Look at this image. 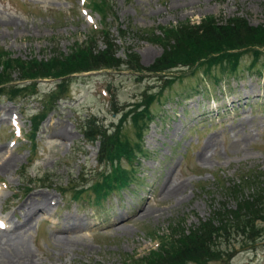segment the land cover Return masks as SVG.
<instances>
[{"label":"rangeland","instance_id":"374dc122","mask_svg":"<svg viewBox=\"0 0 264 264\" xmlns=\"http://www.w3.org/2000/svg\"><path fill=\"white\" fill-rule=\"evenodd\" d=\"M211 17L263 26L264 0H0L2 81L21 76L7 59L48 61L89 42L104 49L103 28L119 63L0 84V230H20L29 206L49 195L51 211L23 230L39 264H144L215 211V225L224 220L229 231L202 258L177 264H264V222L255 223L262 231H240L231 219L241 199L264 211V47L149 70L165 29ZM93 116L111 145L103 163L100 140L84 135ZM175 181L183 195L166 196ZM64 218L83 226L61 233L69 242L60 244ZM23 257L1 244L0 264Z\"/></svg>","mask_w":264,"mask_h":264},{"label":"trees","instance_id":"16d2710c","mask_svg":"<svg viewBox=\"0 0 264 264\" xmlns=\"http://www.w3.org/2000/svg\"><path fill=\"white\" fill-rule=\"evenodd\" d=\"M102 12L103 16H106L105 11ZM101 32H103L106 44L104 49H99L97 44L94 45L93 42H89L87 46H80L68 55L54 56L48 61L38 59L11 61L7 59L3 62L21 73L20 78L17 77L20 80L38 77H61L102 67H116L119 63L114 54V44L110 38L111 33L104 30V28ZM159 38V42L164 46V51L162 56L149 68L150 71L157 73L167 71L173 66L197 65L206 56L217 55L211 58L214 61L217 58L223 60L233 56V54L227 53L230 49L243 48L249 45L264 47V25L253 26L247 19L242 17H233L226 22H219L211 17L203 19L195 25L184 23L168 30L165 29L163 36ZM256 53L260 52L257 51ZM230 62L233 63V60ZM128 63L132 64V68L142 69L136 61L131 60ZM133 64L135 65L133 66ZM236 67L237 65H235ZM17 79L7 76L3 79L4 81L0 79V84H2L1 82H12ZM84 129V135L88 141L100 140L102 145L100 162L103 163L106 160L105 155L111 147L107 143L108 138L105 135L104 124L93 116L88 119ZM127 181V179H124L123 184ZM252 189L254 190L252 192L256 193L255 187ZM260 195L264 197V190L261 189L257 197ZM237 210L238 212L233 213L231 219L238 222L237 228L240 231H262V228L260 229L255 223L257 221L264 222V211L258 209L253 201L246 199L244 202V199H241ZM220 214L221 212L215 211L212 219L201 223L196 230L181 235L178 241L175 243L173 241L174 245H171V248L166 245L159 252H152L151 256L144 260V264H177L186 260L202 258L214 244V236L229 231V229L223 227L226 226L224 220L218 218L217 223L222 226L215 225V216L219 217ZM241 217H244L245 222H240Z\"/></svg>","mask_w":264,"mask_h":264},{"label":"bare ground","instance_id":"6f19581e","mask_svg":"<svg viewBox=\"0 0 264 264\" xmlns=\"http://www.w3.org/2000/svg\"><path fill=\"white\" fill-rule=\"evenodd\" d=\"M7 109V108H6ZM5 116V114H4ZM57 135H66L63 131H57ZM213 143V142H212ZM6 162L4 163L5 165V170L9 169L10 164L15 160L14 154H10L6 158ZM2 168V167H1ZM0 168V169H1ZM185 186L182 182H171L167 187L164 188V194L168 197H176L179 198V196L183 195L184 193ZM45 195V194H44ZM40 211L42 212H50L51 211V206L49 204V195L44 196L41 200H38L37 202H33L29 208L27 209V213L24 215L23 218L26 220V222H23L20 226V230H16L13 232H8L10 230H0V246L1 244H8L9 246L14 245L15 247H18L22 253L25 255L24 260L27 259L25 262H19V264H39L34 258H32L33 255H31L30 251L26 250L24 248L25 244V238H24V233L23 230L25 227L27 228L29 222L33 218L34 215L39 213ZM147 215H151L152 212L145 210L144 212ZM76 218V217H75ZM64 224L62 228H58L57 230L60 232L59 235H56L55 237L57 238L58 242L60 244L62 243H68L69 242V237L67 235H62L61 233H69L72 232L73 230L81 228L83 226V223L77 219H74L72 223L68 222L66 218L63 219ZM0 224H5L4 221H1ZM6 233H3V232ZM8 238V239H7ZM5 239H7V242H3ZM11 244V245H10ZM7 264H14V263H7Z\"/></svg>","mask_w":264,"mask_h":264}]
</instances>
